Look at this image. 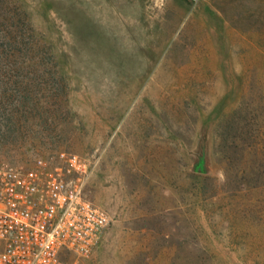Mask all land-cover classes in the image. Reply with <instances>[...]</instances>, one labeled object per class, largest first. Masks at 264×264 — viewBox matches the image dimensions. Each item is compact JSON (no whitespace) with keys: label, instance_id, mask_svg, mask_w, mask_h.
Segmentation results:
<instances>
[{"label":"rangeland","instance_id":"rangeland-1","mask_svg":"<svg viewBox=\"0 0 264 264\" xmlns=\"http://www.w3.org/2000/svg\"><path fill=\"white\" fill-rule=\"evenodd\" d=\"M0 36V159L78 154L109 216L69 260L264 264V0H0Z\"/></svg>","mask_w":264,"mask_h":264},{"label":"built area","instance_id":"built-area-1","mask_svg":"<svg viewBox=\"0 0 264 264\" xmlns=\"http://www.w3.org/2000/svg\"><path fill=\"white\" fill-rule=\"evenodd\" d=\"M86 159L59 150L28 164L0 159V264H74L109 216L85 194Z\"/></svg>","mask_w":264,"mask_h":264},{"label":"trees","instance_id":"trees-1","mask_svg":"<svg viewBox=\"0 0 264 264\" xmlns=\"http://www.w3.org/2000/svg\"><path fill=\"white\" fill-rule=\"evenodd\" d=\"M1 38L2 37L0 36V42H2V39ZM13 42L16 43V44H20L21 45V41L20 40H15ZM0 48H4V45H2L1 43H0Z\"/></svg>","mask_w":264,"mask_h":264}]
</instances>
